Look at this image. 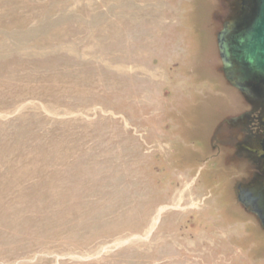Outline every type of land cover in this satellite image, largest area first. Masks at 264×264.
I'll return each mask as SVG.
<instances>
[{
    "label": "rangeland",
    "instance_id": "1",
    "mask_svg": "<svg viewBox=\"0 0 264 264\" xmlns=\"http://www.w3.org/2000/svg\"><path fill=\"white\" fill-rule=\"evenodd\" d=\"M235 8L0 0V264H264L225 142Z\"/></svg>",
    "mask_w": 264,
    "mask_h": 264
},
{
    "label": "water",
    "instance_id": "2",
    "mask_svg": "<svg viewBox=\"0 0 264 264\" xmlns=\"http://www.w3.org/2000/svg\"><path fill=\"white\" fill-rule=\"evenodd\" d=\"M243 8L223 22L216 40L226 80L249 102L264 101V0H243ZM250 194V193H249ZM239 195L264 227V195Z\"/></svg>",
    "mask_w": 264,
    "mask_h": 264
},
{
    "label": "flooded vegetation",
    "instance_id": "3",
    "mask_svg": "<svg viewBox=\"0 0 264 264\" xmlns=\"http://www.w3.org/2000/svg\"><path fill=\"white\" fill-rule=\"evenodd\" d=\"M235 6V11L223 22L231 20L239 14L244 6L243 0H235ZM224 79L226 80L225 76ZM226 82L233 87L227 80ZM226 121L232 134L230 136L228 134L229 137H226V141H224L230 143V149L235 154L234 157L238 158L240 162H244L250 172L247 171L244 178L236 180V200L238 205L244 208V205L238 200L239 195L250 193L249 195L258 198V200L264 195V101L251 102L249 108ZM241 136L242 139L239 140ZM247 177L248 179L245 180ZM245 210L247 211H244L245 213L252 212L249 207H246ZM252 214L259 219L256 213L252 212ZM259 222L262 226L260 219Z\"/></svg>",
    "mask_w": 264,
    "mask_h": 264
},
{
    "label": "bare ground",
    "instance_id": "4",
    "mask_svg": "<svg viewBox=\"0 0 264 264\" xmlns=\"http://www.w3.org/2000/svg\"><path fill=\"white\" fill-rule=\"evenodd\" d=\"M164 209V207H161L160 210ZM159 214V213H158ZM158 220V216H156L154 219H153V222H152V227L154 226V224L157 222Z\"/></svg>",
    "mask_w": 264,
    "mask_h": 264
}]
</instances>
